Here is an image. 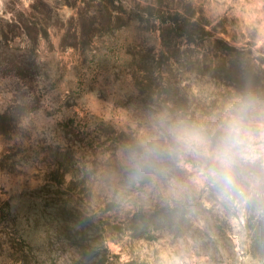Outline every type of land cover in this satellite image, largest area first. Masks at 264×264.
I'll return each instance as SVG.
<instances>
[{"label":"rangeland","instance_id":"obj_1","mask_svg":"<svg viewBox=\"0 0 264 264\" xmlns=\"http://www.w3.org/2000/svg\"><path fill=\"white\" fill-rule=\"evenodd\" d=\"M158 1L189 5L204 40L162 47ZM119 2L109 31L76 39L90 0H0V264H264L261 204L168 151L178 121L211 132L238 97L264 99V0Z\"/></svg>","mask_w":264,"mask_h":264},{"label":"clouds","instance_id":"obj_2","mask_svg":"<svg viewBox=\"0 0 264 264\" xmlns=\"http://www.w3.org/2000/svg\"><path fill=\"white\" fill-rule=\"evenodd\" d=\"M169 134L168 151L197 158L204 178L222 197L245 203L256 200L264 211V173L255 175L245 169L264 158V99L251 93L238 97L211 132L203 124L178 121ZM158 154L155 147L146 148L140 156L133 153V166H150Z\"/></svg>","mask_w":264,"mask_h":264},{"label":"trees","instance_id":"obj_3","mask_svg":"<svg viewBox=\"0 0 264 264\" xmlns=\"http://www.w3.org/2000/svg\"><path fill=\"white\" fill-rule=\"evenodd\" d=\"M119 1L120 0H90L92 4L85 12L87 19H89L88 25L84 28L81 24L82 27L75 30L73 37L76 39H88V37L91 38L96 33L109 31L113 25V20L118 17L119 13L123 12L121 2ZM149 9V14H154V17L157 18V21L159 22L161 45L162 47H166L167 51H170L169 49L174 46V42L178 38L184 40L186 44L197 43L198 41L204 40L203 38L207 32L204 29V25L199 22L197 18H193V12L190 11L189 5L184 7L167 8L158 1L155 7L151 5ZM216 42L222 41L216 39ZM77 44V41H73L70 46L77 47ZM183 59H185V57ZM193 63H198V68H202V70H210V73L216 71L215 65L213 66L212 63L206 64L202 60L199 62L196 60ZM224 64L225 62H222L223 69L220 68L219 71L221 70L224 79H227L229 68L226 67V64L224 67ZM12 65L14 66L13 68H17L15 72L22 69V66H17L15 64ZM3 68H6L5 71L12 69L11 65ZM154 215L155 214H151V218L154 217ZM169 215V211L162 212V215L154 217L153 220L157 221V223H163L164 220H167Z\"/></svg>","mask_w":264,"mask_h":264}]
</instances>
